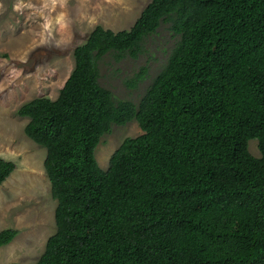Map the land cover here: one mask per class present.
<instances>
[{
    "label": "trees",
    "instance_id": "1",
    "mask_svg": "<svg viewBox=\"0 0 264 264\" xmlns=\"http://www.w3.org/2000/svg\"><path fill=\"white\" fill-rule=\"evenodd\" d=\"M161 23L178 37L139 100L101 86L100 59L136 57ZM73 59L56 98L17 110L56 201L34 264H264V0H150L129 29L95 26ZM131 120L142 132L102 169L100 138ZM14 168L0 158V184Z\"/></svg>",
    "mask_w": 264,
    "mask_h": 264
},
{
    "label": "rangeland",
    "instance_id": "2",
    "mask_svg": "<svg viewBox=\"0 0 264 264\" xmlns=\"http://www.w3.org/2000/svg\"><path fill=\"white\" fill-rule=\"evenodd\" d=\"M149 1L0 0V158L15 162L0 184V231H19L0 246V264H34L55 231L56 201L43 166L46 150L26 136L28 118L18 115L19 106L38 96L56 98L73 68V48L97 25L129 29ZM177 37L161 23L143 40L136 57L127 54L115 60L112 54L104 55L98 63L100 85L136 103ZM142 67L147 76L133 88L128 83ZM141 132L134 120L114 126L95 148L99 166L105 170L121 141ZM248 148L260 155L255 139Z\"/></svg>",
    "mask_w": 264,
    "mask_h": 264
}]
</instances>
